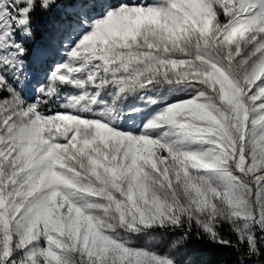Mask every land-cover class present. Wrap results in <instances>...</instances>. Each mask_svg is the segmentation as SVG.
I'll return each mask as SVG.
<instances>
[{"label":"snow or ice","instance_id":"1","mask_svg":"<svg viewBox=\"0 0 264 264\" xmlns=\"http://www.w3.org/2000/svg\"><path fill=\"white\" fill-rule=\"evenodd\" d=\"M0 264H264V0H0Z\"/></svg>","mask_w":264,"mask_h":264}]
</instances>
